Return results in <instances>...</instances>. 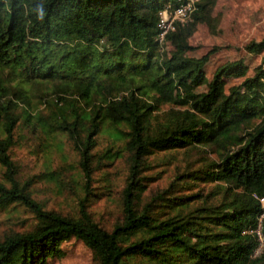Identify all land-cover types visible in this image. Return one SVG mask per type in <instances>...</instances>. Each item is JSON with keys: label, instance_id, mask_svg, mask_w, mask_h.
<instances>
[{"label": "trees", "instance_id": "obj_1", "mask_svg": "<svg viewBox=\"0 0 264 264\" xmlns=\"http://www.w3.org/2000/svg\"><path fill=\"white\" fill-rule=\"evenodd\" d=\"M183 1L0 0V213L32 220L2 234L0 264H48L70 241L93 264H264L248 232L264 212V36L211 66L221 47L191 55L190 38L200 25L217 33L215 0L158 40L159 12ZM20 133L75 152L74 213L33 199L34 183L59 175L22 178L10 155ZM178 151L183 165L144 194L152 157ZM122 157L120 216L106 229L88 210L89 184ZM260 224L264 233V215Z\"/></svg>", "mask_w": 264, "mask_h": 264}, {"label": "rangeland", "instance_id": "obj_2", "mask_svg": "<svg viewBox=\"0 0 264 264\" xmlns=\"http://www.w3.org/2000/svg\"><path fill=\"white\" fill-rule=\"evenodd\" d=\"M213 12L217 17V33H210L204 25L197 27L190 38L197 49L190 54L200 55L212 46L221 47L211 58L210 65L233 59L238 56L244 43L258 40L264 36V0H215ZM239 49V50H237ZM257 57H248L250 67L256 63ZM22 134L18 143L12 147L11 158L17 162L22 178L36 175L43 169H54L59 178L56 182H36L32 186V197L44 205L46 209H53L61 214H72L76 211V194L80 192V182L76 181V154L70 145L61 140L52 142L41 136H27ZM99 145L95 148L102 151L106 147V139L98 138ZM177 158L169 162L161 159V153L152 157L150 168L146 175L150 177L146 192L163 187L173 171L175 165H183L181 151ZM2 167L0 166V173ZM126 175L125 157L116 158L110 164L100 166L92 174L89 184L93 199L88 206L91 216L106 229L120 216L119 190ZM105 179V180H104ZM29 212L16 208L10 213H0V237L9 230L22 231L31 222ZM63 257L49 261L48 264H93L89 251L80 243L70 241L62 244Z\"/></svg>", "mask_w": 264, "mask_h": 264}, {"label": "built area", "instance_id": "obj_3", "mask_svg": "<svg viewBox=\"0 0 264 264\" xmlns=\"http://www.w3.org/2000/svg\"><path fill=\"white\" fill-rule=\"evenodd\" d=\"M199 0H184L181 2L177 7L173 9H163L158 14V40L163 39L164 35L173 29L174 27V21H178L180 23H184L187 20L190 19V14L193 11L195 4ZM259 202L261 203L262 209H264V201L262 198L259 199ZM264 215V212L260 214L258 217V221L256 226L249 230L248 232H251L254 234L255 239L257 241V246L253 251V254H257L260 252V250L264 247V233L261 229V218Z\"/></svg>", "mask_w": 264, "mask_h": 264}, {"label": "clouds", "instance_id": "obj_4", "mask_svg": "<svg viewBox=\"0 0 264 264\" xmlns=\"http://www.w3.org/2000/svg\"><path fill=\"white\" fill-rule=\"evenodd\" d=\"M38 11H39L40 18H42L43 17V8H42V6L38 7Z\"/></svg>", "mask_w": 264, "mask_h": 264}]
</instances>
